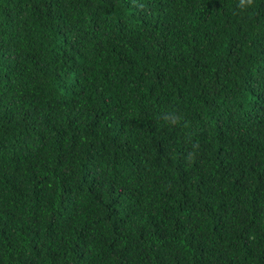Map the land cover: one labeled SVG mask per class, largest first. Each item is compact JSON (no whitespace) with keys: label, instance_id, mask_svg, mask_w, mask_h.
<instances>
[{"label":"trees","instance_id":"16d2710c","mask_svg":"<svg viewBox=\"0 0 264 264\" xmlns=\"http://www.w3.org/2000/svg\"><path fill=\"white\" fill-rule=\"evenodd\" d=\"M0 0V264H264V0Z\"/></svg>","mask_w":264,"mask_h":264},{"label":"clouds","instance_id":"9594fccd","mask_svg":"<svg viewBox=\"0 0 264 264\" xmlns=\"http://www.w3.org/2000/svg\"><path fill=\"white\" fill-rule=\"evenodd\" d=\"M245 3H246V0H240V3H239V7H244V5H245Z\"/></svg>","mask_w":264,"mask_h":264}]
</instances>
